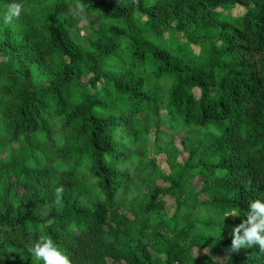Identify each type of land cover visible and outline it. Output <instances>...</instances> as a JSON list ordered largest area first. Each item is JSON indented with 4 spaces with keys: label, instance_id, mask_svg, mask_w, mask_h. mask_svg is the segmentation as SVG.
Returning a JSON list of instances; mask_svg holds the SVG:
<instances>
[{
    "label": "trees",
    "instance_id": "obj_1",
    "mask_svg": "<svg viewBox=\"0 0 264 264\" xmlns=\"http://www.w3.org/2000/svg\"><path fill=\"white\" fill-rule=\"evenodd\" d=\"M11 3L24 11L5 25ZM162 157L166 189L139 177ZM3 165L25 170L20 198H0V264H35L41 237L72 264H264L258 247L228 251L264 201V0H0Z\"/></svg>",
    "mask_w": 264,
    "mask_h": 264
},
{
    "label": "rangeland",
    "instance_id": "obj_2",
    "mask_svg": "<svg viewBox=\"0 0 264 264\" xmlns=\"http://www.w3.org/2000/svg\"><path fill=\"white\" fill-rule=\"evenodd\" d=\"M242 10L240 8H233L230 9L228 11H220V13L222 15H231V16H236L238 15ZM219 12V11H218ZM79 15H75V18H78ZM78 28L82 27V26H86V22L84 21H78L77 23ZM94 29L97 28V23H95L92 26ZM31 77L34 83L36 84H47V78L45 76L44 73L36 70L35 68L31 69ZM91 77L90 74H86L81 78V81L83 83H86L88 81V79ZM159 132L162 133H166L167 131L165 130V128L163 126H160L158 128ZM155 128L151 127L147 130V134H146V139L144 140V143L146 144H150L151 141L155 138ZM183 134H177L175 136H173V138L171 139V145L172 148L171 151L174 152L176 154L175 158L176 160L179 158L181 161H184L187 157V154L185 153V151H183L182 145H181V139ZM162 138V136L160 137ZM161 139H157L156 143L162 145ZM166 158V157H165ZM166 161L164 160V157L162 158H158L157 160L155 159L154 161H149V160H145V165H143L146 169L145 172H139V177H145L146 174H151V179L154 185H156L158 188L160 189H166L168 187V184L163 181L160 177H158L159 172L158 171H166ZM124 170L127 171L128 173H132L133 172V165L128 162L126 163L124 166ZM142 167V166H140ZM25 169L21 168V167H14L11 165H3L0 168V198L4 199V200H8V199H17L20 198L21 194H22V184L20 181V177L22 176V173ZM190 187L194 190V191H199L201 189V180L198 177H195L193 179L190 180L189 182ZM169 206H173V201L171 199H169L168 197L164 198ZM199 199L203 200L204 196L202 194L199 195ZM119 213L127 216L128 218H131L130 213L127 210L124 209H120ZM106 240H104L102 238L101 242L100 241H94L92 244V246L90 247L92 249V251H88L91 252L89 253L88 256H91V259H96L98 258V256L101 254V247L102 244L105 242ZM108 242V241H106ZM103 249V248H102ZM92 252H94L95 254H93ZM150 254L152 258H155L156 255L155 253L150 249ZM191 255L194 258L200 257L202 255H208L210 256L212 259L217 260L219 262H223L224 261V254L221 251L218 250H213V249H204V248H193L191 250ZM35 264H38V262L35 260L34 262ZM39 264H43V262H39ZM102 264H123L121 262H114L112 261L111 258H109L108 256H104L103 259V263Z\"/></svg>",
    "mask_w": 264,
    "mask_h": 264
},
{
    "label": "clouds",
    "instance_id": "obj_3",
    "mask_svg": "<svg viewBox=\"0 0 264 264\" xmlns=\"http://www.w3.org/2000/svg\"><path fill=\"white\" fill-rule=\"evenodd\" d=\"M80 10H83L82 5ZM23 11L24 6L21 3H11L3 17V23L7 25L13 19H18ZM56 192L58 195L61 194L63 188H57ZM228 216L238 217L237 213L229 212L224 215L223 219ZM252 247H258L259 251L264 253V201L260 199L249 204L246 218L233 227L228 251L238 252L241 248ZM28 251L37 262L42 261L43 264H72L70 258L50 238L41 237L28 248Z\"/></svg>",
    "mask_w": 264,
    "mask_h": 264
}]
</instances>
